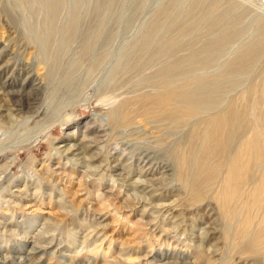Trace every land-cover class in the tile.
Wrapping results in <instances>:
<instances>
[{
  "label": "rangeland",
  "instance_id": "1",
  "mask_svg": "<svg viewBox=\"0 0 264 264\" xmlns=\"http://www.w3.org/2000/svg\"><path fill=\"white\" fill-rule=\"evenodd\" d=\"M62 1L49 16L38 0H0V104L20 107L8 121L0 111V154L13 160L0 264H264V0ZM171 93L195 104L154 102ZM72 143L92 165L165 170L162 198L195 235L209 226L207 251L166 239L162 217L168 235L154 237L149 206L106 192L102 172L56 176L51 148Z\"/></svg>",
  "mask_w": 264,
  "mask_h": 264
},
{
  "label": "bare ground",
  "instance_id": "2",
  "mask_svg": "<svg viewBox=\"0 0 264 264\" xmlns=\"http://www.w3.org/2000/svg\"><path fill=\"white\" fill-rule=\"evenodd\" d=\"M38 2L42 6L45 7L46 11L48 10L47 12H48L49 16L57 14V12L60 11L61 8L64 7L62 0H38ZM68 27H70V26L68 25ZM73 27H74V25H73ZM64 28H65V26H64ZM151 31H152V29H151ZM177 61H178V58H175L174 63L172 64L173 68H175L174 64L178 63ZM5 63H7V62H5ZM5 63L3 65V67H5L7 65ZM21 70H23V69H21ZM175 70H176V68H175ZM34 89H35V91H38L39 87L34 88ZM10 93L11 92H7V94H10ZM4 94L6 95V92L0 91V95H4ZM11 94H13V93H11ZM165 98H167V95L164 97L163 100H161V97H160L159 100H157V101L154 100V102H157L158 106L160 107V105L162 103L167 104V101H171L172 104L174 106H176L177 108L180 107L178 104H181L182 102L185 103L187 105V107L193 106L195 104V101L193 99H191L192 97H189L188 95H180L179 96V94H177V93H171V94H169V98H167V99H165ZM36 99H37V97H35L34 94L32 93L30 95V98H28V101L26 103L27 106L28 105L31 106V105L35 104ZM0 100L8 101L5 98V96H1ZM154 102H153V104H154ZM4 106L5 105L3 103L0 104V111H2V109H4V111H6V118H7L6 120L7 121L11 120V118H13V116L16 115L14 112L20 111L19 110L20 107H18L19 105H15L13 103L12 104L10 103L5 108H3ZM20 106H22V104ZM39 107L40 106L35 107V111L31 114V116L36 117L41 113V111H39V109H40ZM180 112H181V110H180ZM188 112H189V110H188ZM0 117H3V116H0ZM16 117L17 116H15V118ZM1 119H3V118H1ZM237 119L238 118L234 114H231L227 118H225L222 122L221 128H223L222 131L226 136L225 141H224V143L226 145H228L230 140L232 139V133H233L232 131H233L235 125L237 124ZM226 145H225V147H226ZM61 147L62 146L60 145L58 147L52 146V148H51V150L53 152H55L57 155V157H56L57 158V161H56L57 166L55 168L49 167V168H51V170L60 168V170H62V171L64 169H66V170L68 169L70 172H72V171L79 172L82 176L81 179L83 181H88L87 178H89V176L91 177L93 175H96L97 172H102L103 176L105 174L108 175L107 178H109V179L106 181V185H105V186H107V189H105L106 192L111 193L112 191L115 190V191H118V194L125 195L126 199L134 200L137 204H142L144 209L142 207L139 208V209H143V211L140 212L142 214L146 213V211L148 209L147 207L149 206V210H151V212L149 211L150 215L148 214L149 219L143 220L144 218H142V220L146 222V225L148 226V232L154 233L153 234L154 237L161 238V237H165L168 235V233H166L165 229L161 228L162 224L160 225V227H158L159 225L158 226L156 225L155 221H157V220L160 221V217H162L161 218L162 220L160 222L172 224L171 227L173 229L172 230L173 234H170L171 237L167 236L166 239H170V241H180V240L185 239V241L187 240V242H185V244L188 243V240H191V241L194 240L196 242V245H195L196 250L198 249V250L205 251V252L207 251L206 249L203 248L201 241L204 240V238H206V235L209 233V231H206V227L208 228L209 226L208 225L206 227L202 226L203 228L198 229V230H200L198 235H195L193 233V229H195V226L189 224L190 229H188L189 225L188 226L186 225V222L183 218V211L178 212V210H177L178 213L176 215L173 214L172 211H175V208H177V206H175L176 204L174 205L173 201L168 202L167 200L162 198L161 195L164 194L165 188L162 185L161 179L165 178V176H164L165 170L160 172L162 174V176L160 175L159 177L156 178V177H154V175L157 174V170L155 172H152L149 170V168L144 169L143 167L141 168V170H138V172L128 170L124 167L119 169L120 163L118 161H115V160L112 161V163H113L112 165H110L111 162H107L104 166L103 161H106V160H101L102 162H100L99 165H92L91 164L92 161H94L97 158H94V156H92V155L90 157H87L86 153L88 152V150L85 146L81 147V145L77 146L76 144L72 143V144L67 145V146L64 145L62 148ZM54 156H55V154H54ZM143 157H145V159H147V161L149 160V157L147 155H144ZM12 162H13L12 158L5 156V154H3V153L0 154V178H1V176H3V178L6 177L7 174L5 172L7 171V169H9V166L11 165ZM77 164H84V165H82L84 168L83 171L81 169H79L78 167H75V165H77ZM53 171H54L56 176L63 174L62 171H58V170H53ZM136 173H137V175H136ZM131 177H134V180L133 179L131 180ZM82 180H80V181H82ZM10 183H11V181L9 182V184ZM30 184H32L34 187H36L37 191L41 189L42 183L39 180H37L35 183H30ZM50 185H51V189H50L51 191L52 190L55 191L57 189L61 190L56 185V183L54 181H51ZM102 194H99L98 196H100V198H101ZM33 195H34V193H33ZM2 196H4V195H2ZM164 197H165V195H164ZM9 200H11V199H9ZM12 203H15V202L12 201ZM146 203L148 205H146ZM6 204H9V201H7ZM126 205L128 206V204H126ZM134 205H136V204L134 203L133 205L128 206V207H133ZM64 213H65V211H64ZM102 215L103 214L100 215V218L102 217ZM178 219H181V220H179V222H178L177 221ZM100 221L101 220H99V222H95L96 223L95 228L99 227V225L101 226ZM145 222H143V223L145 224ZM102 225H103V223H102ZM167 230L169 231V228ZM180 237H183V239H181ZM189 244H191V243H189ZM35 252L36 251H32L31 253L34 254ZM213 252H215V251H213ZM197 258H199V257H197ZM24 259L27 260L29 258H21L20 262L23 263Z\"/></svg>",
  "mask_w": 264,
  "mask_h": 264
}]
</instances>
